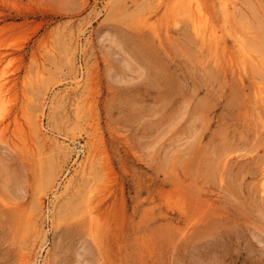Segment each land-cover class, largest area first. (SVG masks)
<instances>
[{
    "label": "rangeland",
    "instance_id": "374dc122",
    "mask_svg": "<svg viewBox=\"0 0 264 264\" xmlns=\"http://www.w3.org/2000/svg\"><path fill=\"white\" fill-rule=\"evenodd\" d=\"M187 1L0 0V264H264V0Z\"/></svg>",
    "mask_w": 264,
    "mask_h": 264
},
{
    "label": "bare ground",
    "instance_id": "6f19581e",
    "mask_svg": "<svg viewBox=\"0 0 264 264\" xmlns=\"http://www.w3.org/2000/svg\"><path fill=\"white\" fill-rule=\"evenodd\" d=\"M219 2L221 4L223 10L228 9L227 0H219ZM183 5H184L183 6L184 11L186 12V14L190 17V19L192 21V25H193L194 30L199 35H202L203 37L214 38L215 37V30L213 29L214 27L212 28L208 24L206 13H205L200 1L199 0H188ZM5 101L8 102V100H6V97L1 96L0 97V105H3V103ZM1 123H2V121H1ZM1 123H0V125H1ZM261 186H262V192L264 193V177L262 178Z\"/></svg>",
    "mask_w": 264,
    "mask_h": 264
}]
</instances>
